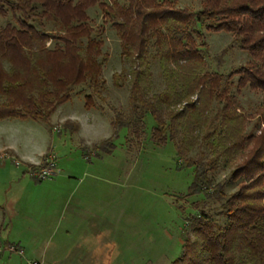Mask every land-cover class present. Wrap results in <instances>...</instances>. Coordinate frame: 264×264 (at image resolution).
Returning <instances> with one entry per match:
<instances>
[{"label":"trees","instance_id":"16d2710c","mask_svg":"<svg viewBox=\"0 0 264 264\" xmlns=\"http://www.w3.org/2000/svg\"><path fill=\"white\" fill-rule=\"evenodd\" d=\"M95 2L0 0V15L9 13L12 21L0 27V121L49 123L73 87L99 92L105 55L85 14ZM100 6L130 66L127 73L113 74L115 85L127 80L128 114L113 109L112 136L98 148L108 152L120 129L126 130L130 143L139 145L150 116L149 140L156 146L171 142L184 162L177 168L192 170L188 192L180 197L202 196L186 218L191 228L184 232L181 254L170 264H264V126L258 134L245 132L246 116L238 99L243 89L261 92L252 128L264 125V0H201L197 11L175 8L168 0H113L111 6ZM47 22L53 32L45 29ZM202 30L232 35L249 60L226 77L209 70ZM150 50L163 81L157 93H151ZM193 96L196 103L190 101ZM84 97L85 105H92L91 94ZM213 103L217 108L211 115ZM68 125L66 120L63 126ZM74 126L71 132L78 129ZM197 147L205 148L209 157L204 152L187 157ZM237 156L241 159L235 164ZM220 162L232 167V180H240L230 195L212 175ZM208 202L219 203L225 224L218 225L201 208Z\"/></svg>","mask_w":264,"mask_h":264},{"label":"rangeland","instance_id":"374dc122","mask_svg":"<svg viewBox=\"0 0 264 264\" xmlns=\"http://www.w3.org/2000/svg\"><path fill=\"white\" fill-rule=\"evenodd\" d=\"M115 1L124 4V0ZM168 1L175 8L197 11L201 0ZM101 3L111 6L113 0H96L85 10L87 26L93 35L98 34L105 55L99 92L84 85L73 87L70 99L56 107L49 123L0 121V264H36L37 259L50 264L65 254L76 264H170L181 254L184 232L190 231L186 218L196 211L192 205L202 196L180 197L188 192L192 170L177 168L184 162L171 142L156 146L149 140L150 116L145 119L146 133L139 145L130 143L126 130L120 129L108 152L98 148L112 136L114 110L128 114L127 80L120 79L115 85L113 74L127 73L130 66L121 56L118 33ZM7 21H11L9 13L0 15V27ZM44 27L54 31L51 22ZM202 32L209 70L226 77L249 60L233 43L232 35ZM147 56L151 93H157L163 89L161 69L151 58L152 50ZM87 94H91L90 106L85 105ZM238 99L246 116L245 132L258 134L264 125L256 130L252 127L262 93L243 89ZM190 101L197 99L193 96ZM183 106L182 102L176 109ZM216 108L213 103L211 115ZM66 120L69 125L64 128ZM74 125L78 129L71 132ZM201 152L209 157L202 147L192 148L187 157L196 158ZM26 159L38 162L27 164ZM240 159L237 156L234 163ZM46 168L53 169V174L44 179L30 174ZM231 172V166L220 162L212 174L215 182L224 185L226 195L239 187L240 180H232ZM201 208L218 225L225 224L219 203L208 202ZM96 235L104 240H97Z\"/></svg>","mask_w":264,"mask_h":264},{"label":"crops","instance_id":"0c3cea01","mask_svg":"<svg viewBox=\"0 0 264 264\" xmlns=\"http://www.w3.org/2000/svg\"><path fill=\"white\" fill-rule=\"evenodd\" d=\"M1 148H4V147H1ZM13 153H15V155H17V153L15 152V151H13ZM44 153V152H43ZM42 153V154H43ZM41 154V155H42ZM40 155V156H41ZM27 160V159H26ZM37 162H38V160H27V164H37ZM67 203V199H66V202H65V204ZM70 232V231H69ZM69 232H68V229H65V233L66 234H69ZM82 238L83 239H85V237L84 236H82ZM94 238V237H93ZM95 238L97 239V240H104V238H101V236L100 235H96L95 236ZM94 238V239H95ZM15 247H17V249L18 250H21L22 248H21V246L19 245V244H17ZM94 248V247H93ZM92 248V249H93ZM38 260V259H37ZM37 260H35V263L36 264H44V261L42 260V259H39L38 261ZM97 261H98V259H95V262L97 263ZM94 262V263H95ZM50 264H76L75 263V261H74V259L72 258V257H70L69 255H67V254H65V258H59V259H56V260H54V261H52Z\"/></svg>","mask_w":264,"mask_h":264},{"label":"built area","instance_id":"2783aa9c","mask_svg":"<svg viewBox=\"0 0 264 264\" xmlns=\"http://www.w3.org/2000/svg\"><path fill=\"white\" fill-rule=\"evenodd\" d=\"M18 162H16V164H17ZM49 166L50 167H52V166H54V164L52 163V164H49ZM53 169H51V168H46V169H40V170H37V171H29L30 172V174L32 175V176H35V177H37V178H39V179H44V178H46V177H48V176H51V174H53L52 171ZM17 252L19 253V254H22V250H18L17 249ZM32 264H34V263H32Z\"/></svg>","mask_w":264,"mask_h":264}]
</instances>
